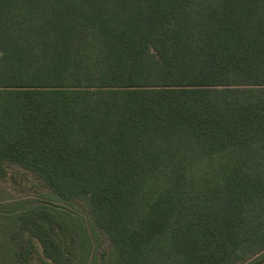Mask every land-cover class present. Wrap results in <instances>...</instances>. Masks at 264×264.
Here are the masks:
<instances>
[{
	"label": "trees",
	"instance_id": "16d2710c",
	"mask_svg": "<svg viewBox=\"0 0 264 264\" xmlns=\"http://www.w3.org/2000/svg\"><path fill=\"white\" fill-rule=\"evenodd\" d=\"M9 166L84 203L107 264L261 254L264 0H0V176ZM3 216L73 264L71 211Z\"/></svg>",
	"mask_w": 264,
	"mask_h": 264
},
{
	"label": "rangeland",
	"instance_id": "374dc122",
	"mask_svg": "<svg viewBox=\"0 0 264 264\" xmlns=\"http://www.w3.org/2000/svg\"><path fill=\"white\" fill-rule=\"evenodd\" d=\"M32 203H51L78 217V223H72L69 230L64 228L59 233L61 240L68 244L67 252L73 264H107L110 241L94 224L87 206L80 200L62 201L42 185L34 174L16 166H9L6 174L0 176V264L52 263L45 256L39 240L30 231L21 229L20 222L14 223L12 219L3 216L4 211L10 207L26 208ZM26 249L27 260L23 255ZM261 259L264 260V252L244 264Z\"/></svg>",
	"mask_w": 264,
	"mask_h": 264
}]
</instances>
